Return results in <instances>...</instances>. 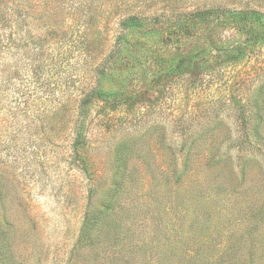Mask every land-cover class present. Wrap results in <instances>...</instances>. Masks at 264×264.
<instances>
[{
  "label": "rangeland",
  "instance_id": "1",
  "mask_svg": "<svg viewBox=\"0 0 264 264\" xmlns=\"http://www.w3.org/2000/svg\"><path fill=\"white\" fill-rule=\"evenodd\" d=\"M0 264H264V0H0Z\"/></svg>",
  "mask_w": 264,
  "mask_h": 264
},
{
  "label": "trees",
  "instance_id": "2",
  "mask_svg": "<svg viewBox=\"0 0 264 264\" xmlns=\"http://www.w3.org/2000/svg\"><path fill=\"white\" fill-rule=\"evenodd\" d=\"M245 13H247V12H244V13H242V14H245ZM251 13H253V12H251ZM199 16H201V14H198ZM203 15V14H202ZM126 22H128V24H126ZM137 24V20L135 19V18H129L128 20H126L125 21V23H124V27H131V26H135ZM139 24V23H138ZM138 24L136 25V26H138ZM184 35V34H183ZM182 39V38H181ZM178 41H180V40H178ZM189 66H190V71H191V74H196L197 73V68H198V65L196 64V62H193L192 63V60L190 59V61H189ZM107 95V93L105 92V91H103V90H93L92 92H90L88 95H87V97H88V99H90L92 96H97V97H99V98H102L103 100H105V96ZM115 95V94H114ZM113 95V96H114ZM116 99V97L115 98H113V101ZM87 103V100H83V104H86ZM86 229V228H85ZM86 230H88V229H86ZM86 230H84V232H83V234H85L86 233ZM89 231V230H88ZM86 235V234H85ZM85 239H86V237H85Z\"/></svg>",
  "mask_w": 264,
  "mask_h": 264
}]
</instances>
